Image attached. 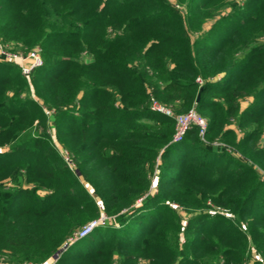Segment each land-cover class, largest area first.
I'll return each instance as SVG.
<instances>
[{
  "label": "trees",
  "instance_id": "16d2710c",
  "mask_svg": "<svg viewBox=\"0 0 264 264\" xmlns=\"http://www.w3.org/2000/svg\"><path fill=\"white\" fill-rule=\"evenodd\" d=\"M177 2L0 0L2 46L42 59L30 87L0 60V259L43 264L101 212L55 264H264V0ZM153 103L205 132L171 143Z\"/></svg>",
  "mask_w": 264,
  "mask_h": 264
},
{
  "label": "rangeland",
  "instance_id": "374dc122",
  "mask_svg": "<svg viewBox=\"0 0 264 264\" xmlns=\"http://www.w3.org/2000/svg\"><path fill=\"white\" fill-rule=\"evenodd\" d=\"M173 6H174V8H176L180 13H181V15H183V16H185V14H186V12H187V10H186V7H185V5H183V4H179V2H177V0H168ZM244 0H227V2H228V5H231V8H234L236 5H239V4H241L242 2H243ZM230 10H224V11H222V14H226V13H228ZM212 22L211 21H209L208 23H206L205 25H203V27L204 28H208L209 26H210V24H211ZM257 41L259 42H264V36H261L260 38H258L257 39ZM0 45H2L1 43H0ZM3 49H1V51H2ZM5 51H7L6 50V48L4 49ZM1 51H0V55H1ZM10 52H12V51H10ZM14 52H23V51H18V50H14ZM0 60L2 61H5L1 56H0ZM7 62V61H6ZM13 64H15V65H17L15 62H12ZM18 66V65H17ZM20 73H21V75H22V72H21V70H20ZM25 77V76H24ZM27 78V81H28V87H30V85H29V82H30V77H26ZM195 82L197 83V84H202V81H201V79L200 78H196L195 79ZM31 94V93H30ZM32 96V95H31ZM194 103H196L195 101H194ZM157 107H163V106H160L158 103L156 104V103H153V105H151V108L155 111V112H157L156 110H155V108H157ZM164 108V110L166 109V110H168L171 114H172V116H176V115H180V114H185V113H187L189 110H191V109H193L194 110V108L193 107H191V108H189L187 111H185V112H177V110L173 107V106H169V107H163ZM195 111V110H194ZM196 112V111H195ZM157 113H159V114H161V115H163V116H166V117H169V118H171L172 120H174L173 119V117L172 116H170V115H164V114H162V113H160V112H157ZM44 114H45V116L48 118V120L49 121H47L48 123V125H47V130H46V132H47V134L49 135V138H50V140H51V145L53 146V148H54V150L57 152V154H58V156L61 158V160L64 162V164L67 166V168H68V170L72 173V175H73V177H75V178H79L80 177V173H79V171L77 170V168L74 166V163H73V161L71 160V155L69 154V152L67 151V150H65V149H63V148H61V146L57 143V141H56V139H55V135H54V129H53V127H52V125L50 124V122H51V112L50 111H45L44 112ZM202 118H204V117H202ZM174 131H175V123H174ZM173 136H174V134H173ZM173 136H172V139H171V143H173L172 142V140H173ZM237 136H239V131H237ZM213 145H220L221 144V142H219V141H217V140H215L213 143H212ZM223 145V144H222ZM224 146V145H223ZM258 147L259 148H264V137H262L260 140H259V142H258ZM228 150V149H227ZM64 153H66V154H64ZM236 155L235 156H238L239 157V155L237 154V153H235ZM157 161H158V159H156V161H155V164L157 163ZM249 163V162H248ZM157 173H158V170H157V167L156 166H154V168H153V172L151 173V174H149V178H150V181H151V185H150V188H149V193H156V185H155V178H156V175H157ZM10 185L11 184V182H7V183H5V185ZM18 186H20V185H18ZM18 186H14V188H17ZM22 186H28V184H24V185H22ZM83 186H84V189H85V192H87V194H89V201L90 202H98L94 197H93V195H92V191H91V188H90V186H89V184H87V183H84L83 184ZM38 193H40L41 195H42V193H44V191H39ZM78 195V197H82L81 196V194L80 193H78L77 194ZM210 212H211V210H209ZM122 212V211H121ZM120 214V212L118 213V214H116V216H118ZM184 214V216L182 217V220L183 221H185L186 220V215L187 214H185V213H183ZM99 219H101V220H103L104 222H107V221H111L112 220V218L110 217H107V216H105L103 213H101V212H99V215L97 216V218L96 219H93V220H91L89 223H91L92 221H94V220H99ZM88 223V224H89ZM111 223V222H110ZM70 239V238H69ZM69 239L67 240V241H65V242H63L60 246H59V248H58V250L55 252V253H53V255L46 261V262H44L43 264H55V261L56 260H54L53 259V256L57 253V252H60L59 253V256H60V254L64 251V250H66V248L67 247H69L72 243H70L69 245H68V241H69ZM67 244V245H66ZM66 245V246H65ZM254 258H255V255H254V252H251L250 253V255H249V258H248V260L246 261V263L245 264H251L252 262H253V260H254ZM140 262V261H139ZM0 264H13V263H8L7 261H5L3 258H1L0 259ZM14 264H31V262H27V263H14Z\"/></svg>",
  "mask_w": 264,
  "mask_h": 264
},
{
  "label": "built area",
  "instance_id": "2783aa9c",
  "mask_svg": "<svg viewBox=\"0 0 264 264\" xmlns=\"http://www.w3.org/2000/svg\"><path fill=\"white\" fill-rule=\"evenodd\" d=\"M6 47L0 45L1 57L7 62H15L20 68L22 75L28 77L34 70L39 68L42 65L41 59V50L36 48L34 50H30L26 53H11L9 51H5ZM157 112H160L164 115L172 114L168 110H164L163 107L155 108ZM175 122V132L173 136V143L179 142L182 140L185 133L193 126L198 128L199 135L202 136L207 127V121L205 118L199 116L193 109L189 110L185 114H180L176 116H172ZM66 154V153H64ZM104 221L94 220L91 223L83 226L79 231H77L72 238L69 239L68 245L77 239H81L86 236L89 232H91L94 228H96L99 224ZM67 245V244H66Z\"/></svg>",
  "mask_w": 264,
  "mask_h": 264
},
{
  "label": "water",
  "instance_id": "95a60500",
  "mask_svg": "<svg viewBox=\"0 0 264 264\" xmlns=\"http://www.w3.org/2000/svg\"><path fill=\"white\" fill-rule=\"evenodd\" d=\"M198 101V95L196 96V98H195V102H197ZM66 246V245H65ZM61 252V251H60ZM60 252H57L54 256H53V259L54 260H56L58 257H59V253Z\"/></svg>",
  "mask_w": 264,
  "mask_h": 264
}]
</instances>
